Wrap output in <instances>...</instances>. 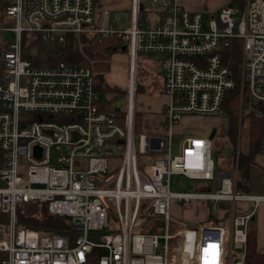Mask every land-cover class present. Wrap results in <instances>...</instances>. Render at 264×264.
I'll return each mask as SVG.
<instances>
[{
    "label": "built area",
    "instance_id": "2783aa9c",
    "mask_svg": "<svg viewBox=\"0 0 264 264\" xmlns=\"http://www.w3.org/2000/svg\"><path fill=\"white\" fill-rule=\"evenodd\" d=\"M101 2L0 0L13 24L0 27V264H244L264 194L237 190L238 156L233 168H216L209 136L185 137L172 150L174 127L184 117L219 116L236 84L238 123L263 116L264 0H233L206 24L179 0H150L149 8L129 0L123 32L109 20L111 2ZM4 32L14 38L3 40ZM31 34L50 44L66 35L119 38L124 111L107 107L90 68L33 64ZM238 43L234 79L228 55ZM146 54L160 56L158 134L135 133L136 64ZM256 150L264 155V137ZM173 176L199 182L198 191H172ZM30 202L67 218L69 234L18 227L16 209ZM245 203L252 209L236 215ZM147 213L157 219L154 233Z\"/></svg>",
    "mask_w": 264,
    "mask_h": 264
},
{
    "label": "trees",
    "instance_id": "16d2710c",
    "mask_svg": "<svg viewBox=\"0 0 264 264\" xmlns=\"http://www.w3.org/2000/svg\"><path fill=\"white\" fill-rule=\"evenodd\" d=\"M102 0H95L96 9L102 7ZM34 38L36 46L33 64L50 65L58 62L80 65L90 68L95 72V85L104 92H117L119 96H123L124 90L116 86H109L105 81V75L109 72L111 58L114 54L121 51L122 41L116 36H88L81 35L79 40L74 42L70 35L65 36L62 43L50 44L47 49L43 48L41 40L37 36L31 34ZM241 48L239 43L231 54L228 55L231 67L232 77L237 79L240 68ZM227 59V60H228ZM155 74H154V71ZM137 78L146 88V92L152 97H156L161 93V73L156 72L155 62L145 55H138L136 66ZM237 81V80H236ZM137 82V81H136ZM238 103H239V85L236 84L234 90L224 96L220 111V119L227 123V135L231 145L235 144V133L238 125ZM263 116L259 119L246 117L240 120V125L246 121V133L248 137V145L254 147L258 140L264 137V107H262ZM142 115L136 111L135 113V133L140 134L150 125L141 120ZM219 117V116H218ZM246 119V120H245ZM249 155L239 154L237 158V186L241 185L246 193L250 192L247 183V171L251 164ZM230 166L228 167V169ZM210 188H205L208 190ZM31 211H24L19 206L16 209V218L18 227H26L35 229L39 232L57 233L60 235L69 234L68 228L70 222L65 217L50 215L47 212L45 204L30 202ZM145 228L148 233L156 232L152 228V222L156 221L154 217L147 213L144 217ZM244 264H264V253L258 250L257 234L253 226H249L247 231L246 254Z\"/></svg>",
    "mask_w": 264,
    "mask_h": 264
},
{
    "label": "rangeland",
    "instance_id": "374dc122",
    "mask_svg": "<svg viewBox=\"0 0 264 264\" xmlns=\"http://www.w3.org/2000/svg\"><path fill=\"white\" fill-rule=\"evenodd\" d=\"M111 2L110 11H109V20H113L114 26L113 30L123 32L127 30L129 25V11L127 6L129 0H109ZM233 0H179V4L184 8L189 7L190 10H200L203 13V23L210 19L211 15H215L216 12L229 4ZM142 7L149 8L150 0H140ZM235 3V2H234ZM153 12V11H152ZM152 15V14H151ZM13 26L8 21V17L2 16V11L0 9V27ZM3 40H12L14 38L13 32H4L2 37ZM43 48L47 49L49 47L48 42L41 41ZM38 43L31 44L30 48L32 51L36 50ZM114 56V55H113ZM150 60L155 62V68L157 73L160 72L159 62L160 56L153 54H146ZM112 60V58H111ZM137 66V64H136ZM127 70V59L125 53L120 51L117 52L114 56V60L111 61L109 72L105 75V81L109 86H116L120 89H123L125 85ZM154 71V69H153ZM155 74V71H154ZM136 90H135V106L136 110L140 112L142 116H149L152 114L157 116L158 105L161 99H153L152 95H149L146 91V88L140 83L139 79L136 80ZM118 85V86H117ZM120 86V87H119ZM122 87V88H121ZM101 97L105 100L107 107L111 109H119L124 111L125 109V99L124 96H119L117 92H103ZM163 117V116H162ZM142 120V117H141ZM246 120V119H245ZM143 121V120H142ZM153 122V120H152ZM151 122V123H152ZM213 128H217V133L215 134L212 140V158L214 160L216 168L229 169L233 168V163L235 157L239 154L249 155L251 158V164L248 167L247 171V185L250 189L249 193L252 194H264V155H261L254 147L248 145V137L246 133V121L242 125L238 123L237 130L235 133V144L231 145L228 133L226 131V121L220 119V115L213 116L209 118L205 117H184L179 125L174 127V146L172 153L178 154L179 145L181 140L185 137H204L210 134ZM164 130L162 127L150 125L148 128H145L141 133L142 134H158L163 133ZM56 154L52 150V164L56 158ZM156 158H162L161 155L155 156ZM199 182L189 181L181 176H173L171 178V190L176 192H194L198 191ZM239 192L246 193L241 185H238ZM30 204L26 203L20 205L19 207L24 211H31ZM252 209L251 203L245 204H236L235 205V214L241 215L245 212H249ZM256 218L251 222L256 230L257 234V246L259 250L263 249L264 243V204L258 207V210L255 214ZM183 217H186V214H183ZM187 220V219H185ZM186 225L192 226V223L186 222ZM140 232V229L135 230Z\"/></svg>",
    "mask_w": 264,
    "mask_h": 264
},
{
    "label": "crops",
    "instance_id": "0c3cea01",
    "mask_svg": "<svg viewBox=\"0 0 264 264\" xmlns=\"http://www.w3.org/2000/svg\"><path fill=\"white\" fill-rule=\"evenodd\" d=\"M187 8H189V7H187ZM114 56L112 57V60L114 59ZM151 98H153V99H155V98L156 99L157 98L161 99V101H160V103L158 105V112H157L158 115L154 116L152 114H148L149 115L148 117L147 116H142V119H143V121L146 124L158 127L159 124H161V122H162V114H163V111H164L163 104L165 103L166 98L161 93H159V95H157L156 97L154 96V97H151ZM137 112H139V111H137ZM152 120H153V122H152ZM216 133H217V128H216ZM207 136H209V134ZM204 137H206V136H204Z\"/></svg>",
    "mask_w": 264,
    "mask_h": 264
},
{
    "label": "water",
    "instance_id": "95a60500",
    "mask_svg": "<svg viewBox=\"0 0 264 264\" xmlns=\"http://www.w3.org/2000/svg\"><path fill=\"white\" fill-rule=\"evenodd\" d=\"M124 46L121 48V50L122 51H124ZM215 133H216V128H213L212 130H211V132H210V134H209V139L210 140H212L213 138H214V136H215ZM252 220H253V218H252Z\"/></svg>",
    "mask_w": 264,
    "mask_h": 264
},
{
    "label": "flooded vegetation",
    "instance_id": "af4514ba",
    "mask_svg": "<svg viewBox=\"0 0 264 264\" xmlns=\"http://www.w3.org/2000/svg\"><path fill=\"white\" fill-rule=\"evenodd\" d=\"M216 134V133H215Z\"/></svg>",
    "mask_w": 264,
    "mask_h": 264
}]
</instances>
